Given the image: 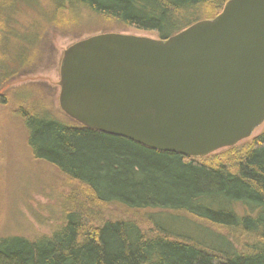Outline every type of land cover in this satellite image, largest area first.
Masks as SVG:
<instances>
[{"label":"trees","instance_id":"trees-1","mask_svg":"<svg viewBox=\"0 0 264 264\" xmlns=\"http://www.w3.org/2000/svg\"><path fill=\"white\" fill-rule=\"evenodd\" d=\"M227 1L0 0L1 85L27 66L46 23L103 17L168 39L215 18ZM26 35L34 38L29 49ZM21 118L34 158L76 182L87 205L73 190L62 225L50 236L0 240V264H264V133L244 153L236 155L235 146L206 163L212 155L157 152L74 120L67 125L26 111ZM114 204L157 212L151 217L159 232L89 209ZM195 221L205 227L188 228L198 227ZM216 230L232 233L234 241Z\"/></svg>","mask_w":264,"mask_h":264},{"label":"water","instance_id":"water-1","mask_svg":"<svg viewBox=\"0 0 264 264\" xmlns=\"http://www.w3.org/2000/svg\"><path fill=\"white\" fill-rule=\"evenodd\" d=\"M59 105L83 127L203 159L264 124V0H228L168 39L120 33L70 46Z\"/></svg>","mask_w":264,"mask_h":264},{"label":"rangeland","instance_id":"rangeland-1","mask_svg":"<svg viewBox=\"0 0 264 264\" xmlns=\"http://www.w3.org/2000/svg\"><path fill=\"white\" fill-rule=\"evenodd\" d=\"M46 24L39 49L31 55L27 66L19 69L20 75L7 85L0 82V240L8 237L37 240L50 236L62 225L64 208L73 190L79 191L77 200L87 205L86 196L76 182L50 164L34 158L31 133L21 118L22 111H26L67 125L74 124L59 105L58 84L64 52L79 41L105 33L158 38L154 32L127 28L103 17H73ZM26 36L24 45L29 49L34 38ZM263 133L264 124L252 137L236 145V155L244 153L253 139ZM222 151L225 149L215 154ZM214 155L204 162H213ZM89 209L99 211L103 218L133 220L148 232H159L152 224L151 216L157 214L152 210L133 211L115 204ZM187 219L192 221L190 217ZM195 223L198 227L192 228L191 223L188 228L197 231L205 227L203 223ZM216 231L231 241L235 239L228 231Z\"/></svg>","mask_w":264,"mask_h":264}]
</instances>
